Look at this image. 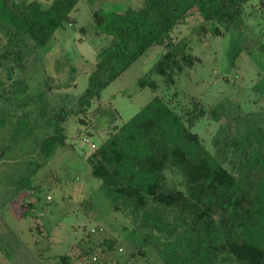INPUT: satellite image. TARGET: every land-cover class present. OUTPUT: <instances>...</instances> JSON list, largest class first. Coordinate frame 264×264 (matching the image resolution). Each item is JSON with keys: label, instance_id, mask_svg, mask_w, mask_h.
<instances>
[{"label": "trees", "instance_id": "16d2710c", "mask_svg": "<svg viewBox=\"0 0 264 264\" xmlns=\"http://www.w3.org/2000/svg\"><path fill=\"white\" fill-rule=\"evenodd\" d=\"M78 1L50 0L45 7L38 0H0V104L10 117L20 111L15 132L39 133V162L16 183L18 194L32 190V176L69 146L64 125L72 118L85 134L106 135L85 161L111 209L125 218L135 250L124 264H264V84L251 86L246 110L231 100L205 106L192 96L184 103L155 97L119 124L117 110L99 103L102 91L154 45L163 53L152 72L173 86L198 61L185 38L171 37L173 30L197 13L202 22L191 31L199 37H236L252 0H142L121 13L94 11L96 30L111 39L96 55L87 88L74 106L41 109L17 75L25 70L27 42L43 47L72 25ZM241 49L238 42L229 48L232 62ZM257 53L264 59V39ZM138 85L157 89L144 76ZM203 118L206 132L213 130L209 140L192 131ZM88 242L84 258L117 244ZM58 264H72L71 255L59 256Z\"/></svg>", "mask_w": 264, "mask_h": 264}, {"label": "rangeland", "instance_id": "374dc122", "mask_svg": "<svg viewBox=\"0 0 264 264\" xmlns=\"http://www.w3.org/2000/svg\"><path fill=\"white\" fill-rule=\"evenodd\" d=\"M38 1L45 7L50 2ZM141 2L79 0L70 14L72 25L57 30L43 47L27 42L25 70L17 75L25 81L27 94L37 97L35 105L41 109L74 106L88 86L96 55L111 39L96 30L92 13H121L139 8ZM201 22L200 16L192 13L170 34L175 39L185 38L190 53L198 59L193 67L175 77L173 86L166 87L152 72L163 53L162 46L154 45L102 91L99 103L117 110L119 124L130 120L155 97L184 103L186 97L192 96L205 106L231 100L245 110L249 108L247 103L254 96L249 89L254 84H264V59L256 54V46L264 39V0L249 3L244 27L236 37H199L191 29ZM237 42L242 51L232 62L229 48ZM143 76L157 84L155 91L139 87L138 80ZM9 112L7 106L0 104V118L5 120L0 119V264H58L62 255H71L72 264H92L93 257L99 264H124L135 250L130 233L124 230L125 218L111 209L100 181L91 176L85 161L94 149L91 144L99 143L106 135H87L75 119H69L64 125L69 146L58 150L32 176V190L18 194L16 183L39 162V149L34 142L39 133L28 128L15 132L20 111L12 117ZM207 127L208 120L203 118L192 131L209 140L213 130L207 133ZM83 202H90L91 206ZM28 204L32 205L31 210ZM108 238L117 240L113 251L99 256L97 249L93 257H82L80 251L89 246L88 239L101 244Z\"/></svg>", "mask_w": 264, "mask_h": 264}, {"label": "built area", "instance_id": "2783aa9c", "mask_svg": "<svg viewBox=\"0 0 264 264\" xmlns=\"http://www.w3.org/2000/svg\"><path fill=\"white\" fill-rule=\"evenodd\" d=\"M91 148H94V145L93 144H91Z\"/></svg>", "mask_w": 264, "mask_h": 264}]
</instances>
